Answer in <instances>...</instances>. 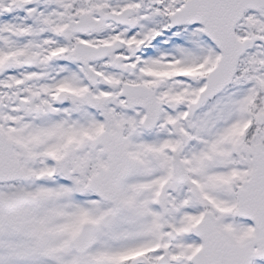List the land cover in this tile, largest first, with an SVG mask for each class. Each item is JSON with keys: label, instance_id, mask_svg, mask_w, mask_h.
I'll list each match as a JSON object with an SVG mask.
<instances>
[{"label": "snow or ice", "instance_id": "snow-or-ice-1", "mask_svg": "<svg viewBox=\"0 0 264 264\" xmlns=\"http://www.w3.org/2000/svg\"><path fill=\"white\" fill-rule=\"evenodd\" d=\"M0 264H264V0H0Z\"/></svg>", "mask_w": 264, "mask_h": 264}]
</instances>
